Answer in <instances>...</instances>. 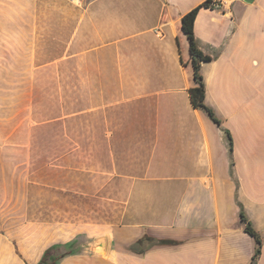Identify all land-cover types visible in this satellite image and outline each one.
Returning a JSON list of instances; mask_svg holds the SVG:
<instances>
[{
	"label": "crops",
	"instance_id": "obj_1",
	"mask_svg": "<svg viewBox=\"0 0 264 264\" xmlns=\"http://www.w3.org/2000/svg\"><path fill=\"white\" fill-rule=\"evenodd\" d=\"M205 1L0 0V264H264V0L197 13L220 123Z\"/></svg>",
	"mask_w": 264,
	"mask_h": 264
},
{
	"label": "trees",
	"instance_id": "obj_2",
	"mask_svg": "<svg viewBox=\"0 0 264 264\" xmlns=\"http://www.w3.org/2000/svg\"><path fill=\"white\" fill-rule=\"evenodd\" d=\"M202 6H210L209 0H206L204 3L195 7L194 9L186 13L182 18V29L186 33L189 39V42H190V53L192 57L193 67H194V77L197 83L195 86L190 88V96H191L192 103L196 107H200L204 109L214 121H216L217 123H220L221 121L217 118L214 110L210 106H208L205 102L206 87H205L203 75L200 72L201 62L210 60L211 57L204 54L197 47L195 36H194V22H195L197 13ZM241 219L245 222L247 231L251 235H253L255 238V242H256L255 254L253 256V260L251 264H256L261 254L263 240H262L260 233L254 228L251 220H249V218L246 216L244 211H241ZM163 242L165 241L161 239L140 240L133 244H130L126 248L136 253H143L147 249L152 247L153 245L161 244ZM166 242H168V240ZM173 243H175V241H173ZM51 249L46 250L39 264H56L57 263L60 256L53 255L51 253Z\"/></svg>",
	"mask_w": 264,
	"mask_h": 264
},
{
	"label": "built area",
	"instance_id": "obj_3",
	"mask_svg": "<svg viewBox=\"0 0 264 264\" xmlns=\"http://www.w3.org/2000/svg\"><path fill=\"white\" fill-rule=\"evenodd\" d=\"M71 1H76V0H71ZM227 1L228 0H209V5L214 8L222 9L224 8Z\"/></svg>",
	"mask_w": 264,
	"mask_h": 264
},
{
	"label": "water",
	"instance_id": "obj_4",
	"mask_svg": "<svg viewBox=\"0 0 264 264\" xmlns=\"http://www.w3.org/2000/svg\"><path fill=\"white\" fill-rule=\"evenodd\" d=\"M245 1H247V2H253L254 0H245Z\"/></svg>",
	"mask_w": 264,
	"mask_h": 264
}]
</instances>
